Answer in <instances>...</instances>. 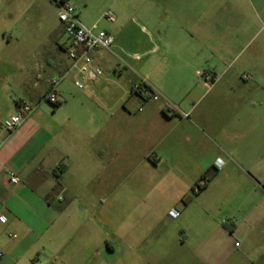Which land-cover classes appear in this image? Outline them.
Segmentation results:
<instances>
[{"label": "crops", "instance_id": "crops-1", "mask_svg": "<svg viewBox=\"0 0 264 264\" xmlns=\"http://www.w3.org/2000/svg\"><path fill=\"white\" fill-rule=\"evenodd\" d=\"M51 1L57 16L59 0ZM70 1L84 25L113 36L111 52L91 55L117 75L90 73L93 96L67 74L53 121L30 116L7 132L2 122L15 113L14 100H40L66 71L68 43L56 38L18 63L12 105L0 117V264H123L130 252L132 264H165L172 239L157 226L161 204L178 206L208 169L207 186L229 198L226 221L206 228L204 208L171 207L178 234L192 233L180 241H191L202 264H264V37L241 54L260 33L264 0ZM196 71L212 84L195 80ZM145 164L154 169L139 172ZM145 202L150 211L141 215Z\"/></svg>", "mask_w": 264, "mask_h": 264}, {"label": "rangeland", "instance_id": "rangeland-1", "mask_svg": "<svg viewBox=\"0 0 264 264\" xmlns=\"http://www.w3.org/2000/svg\"><path fill=\"white\" fill-rule=\"evenodd\" d=\"M144 1L146 0H139V5L142 6L145 4ZM251 4H253L252 6L254 8V2ZM53 6L54 5L51 0H0V117H2L12 105L14 91L12 88H10V85H12V76H19L20 74V67L18 63H23L24 60L32 59L35 54L40 52L42 44L50 42L54 43L56 38L59 42L68 43L65 35L62 33L61 25L57 20L56 12L53 9ZM252 17L254 18L253 14ZM257 25L258 27H261L260 33L253 41H251V43H249L250 47H246L242 51V57L248 53L255 43L264 37V16L261 17L260 23L256 21V26ZM97 28V30H102L100 26ZM111 65L113 64L110 63L107 69H100L102 73L100 77H103L107 74H116H114ZM243 76H247L248 79L250 78L249 75ZM57 77L59 76L56 75V78ZM242 77L241 79L243 80ZM195 78V80H197L199 83L210 86V83L204 82L198 77ZM67 79L66 81H68ZM83 83L87 84L88 88L82 89L80 91L91 92L92 95L95 96V88L93 87L90 80L86 79L83 81ZM225 85L226 83L222 82L220 87H225ZM207 99L208 98L203 101H206ZM200 102L201 100L198 102V104ZM253 102L254 104H257V100H253ZM54 109L55 107L53 104L46 100H42L31 116L40 115L41 117L39 120L41 122L44 121L46 123H50L57 117V115H53ZM151 169H154V167L148 165L146 166L145 164L144 166H140L138 171L144 172ZM207 171L208 174L213 172L212 169H208ZM133 176H136V174ZM198 179L199 177L193 179V181L190 182L189 180L191 179H188V185L183 189L184 191L178 195V206H171V203L167 202L168 200L161 204L159 210L160 221L157 226L158 228H163L166 230L169 229V234L172 239L169 244V251L165 256V264H202L200 259L196 258L195 254L191 251V241L189 239L192 238V233H189L185 229L182 231V234L188 235L189 237L188 241L183 244L180 241V236L182 234H178L176 229L178 218L166 219L164 217L165 214L170 211L171 207L178 210L179 212H181V207L184 205H189L191 208L198 209V211L204 208L205 212L207 213V215L204 214L203 216L206 228H210V226H207V224H213L214 219L220 222L226 221V219H224V214L226 213L224 212V206L230 203L229 198L216 193L214 186L208 187L207 185L205 189L199 191L197 194H194L191 188L193 183ZM131 181L132 179L130 178L125 179V185ZM170 191V188H164L161 196H166V194H168ZM124 196L126 197V194ZM152 196L153 195L149 196L148 198H151ZM156 198L158 201H160L161 197L157 196ZM148 201L149 199L146 202ZM146 202L138 209V212H140L141 215L150 211V209H146ZM208 231L209 230H207V232ZM253 233H256V231L254 230ZM235 242L240 244V241L237 239ZM258 248V242H253L252 250L254 253L258 251ZM97 252L98 253H96L95 257H101V251ZM130 253L128 255L125 253L123 258L120 259V261L123 260V264H132ZM118 256L119 254H116V257ZM133 262H135L134 259Z\"/></svg>", "mask_w": 264, "mask_h": 264}, {"label": "built area", "instance_id": "built-area-1", "mask_svg": "<svg viewBox=\"0 0 264 264\" xmlns=\"http://www.w3.org/2000/svg\"><path fill=\"white\" fill-rule=\"evenodd\" d=\"M57 8V19L62 26L63 34L68 41V48L66 55L69 59V65L66 71L59 77L50 79L46 93L36 102H30L24 99H16L15 113L2 122V127L8 132L15 131L19 128L25 120H27L37 109L38 104L42 100H46L49 103L55 105L59 103L58 100V86L60 82L65 78L67 74H75L76 78L73 85L78 89L88 88L87 84L83 81L88 79L90 73L94 77L101 76V70L94 66L91 53L95 51H101L109 53L112 50L114 38L112 35L105 31L97 30L96 26L88 27L84 25L78 17L79 8L74 5L70 0L61 2H54ZM108 20H113V17H107ZM195 76L204 82L212 84L211 76L202 71H196ZM41 75L38 74L37 78ZM243 80H248L247 76L242 77ZM139 87L135 90L138 92ZM142 97L144 93L138 92ZM157 95H151V100H158ZM183 117H187V114H183ZM60 168H57L55 174H60ZM9 184L15 186L19 184L17 175L13 172L9 174ZM59 199H61L59 197ZM179 213L175 210L169 212V216L175 218ZM224 222V221H223Z\"/></svg>", "mask_w": 264, "mask_h": 264}, {"label": "trees", "instance_id": "trees-1", "mask_svg": "<svg viewBox=\"0 0 264 264\" xmlns=\"http://www.w3.org/2000/svg\"><path fill=\"white\" fill-rule=\"evenodd\" d=\"M61 1H65V0H59L58 2H61ZM56 2V1H54ZM60 105V103H57L54 105L55 108H57L58 106ZM60 170L62 171V169L60 168ZM214 176V172H212L211 174H208V171L207 172H204L200 177L199 179L192 185V192L194 194H197L199 191L203 190L207 183L212 179V177ZM65 204H62L60 206V210H62L64 208Z\"/></svg>", "mask_w": 264, "mask_h": 264}]
</instances>
